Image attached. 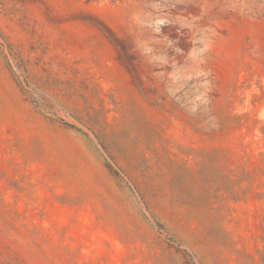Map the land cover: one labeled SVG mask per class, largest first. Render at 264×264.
<instances>
[{
  "label": "rangeland",
  "instance_id": "374dc122",
  "mask_svg": "<svg viewBox=\"0 0 264 264\" xmlns=\"http://www.w3.org/2000/svg\"><path fill=\"white\" fill-rule=\"evenodd\" d=\"M0 264H264V0H0Z\"/></svg>",
  "mask_w": 264,
  "mask_h": 264
}]
</instances>
